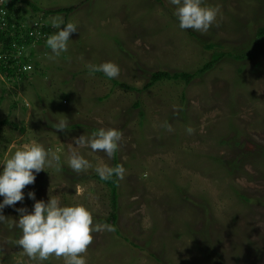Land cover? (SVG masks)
Segmentation results:
<instances>
[{"label":"rangeland","instance_id":"374dc122","mask_svg":"<svg viewBox=\"0 0 264 264\" xmlns=\"http://www.w3.org/2000/svg\"><path fill=\"white\" fill-rule=\"evenodd\" d=\"M202 3L221 12L207 33L182 30L170 0L17 1L18 11L41 18L52 34L49 9L68 8L52 17L71 20L77 31L67 52L51 61L46 53L50 66L42 58L33 63L35 83L27 75L25 88L16 85L20 78H0V120L8 121L0 125V161L35 139L60 149L62 165L37 173L23 201L3 208L9 221L18 208L34 210L30 191L47 203L50 188L62 204L83 203L94 223L107 222L109 189L93 175L98 162L111 166L114 158L126 169L116 178L117 231L93 233L87 264H264V37L255 34L264 0ZM106 61L119 66L118 77L86 67ZM156 70L191 76L144 86ZM64 118L69 129L53 128ZM189 125L194 134L185 131ZM100 127L123 133L118 151L86 158L92 150L77 148L74 138ZM73 148L93 167L73 172L65 158ZM20 235L0 223V264H63L30 261L15 244Z\"/></svg>","mask_w":264,"mask_h":264},{"label":"clouds","instance_id":"9594fccd","mask_svg":"<svg viewBox=\"0 0 264 264\" xmlns=\"http://www.w3.org/2000/svg\"><path fill=\"white\" fill-rule=\"evenodd\" d=\"M175 5L174 15L179 21L182 30L192 29L200 33H207L211 26L218 25L217 16L221 14L219 7L206 6L202 0H170ZM51 26L55 28L53 34L46 39V46L52 55L48 58L55 60L61 53L67 52L70 34L77 31V25L69 20L64 22L60 16L52 17ZM90 74L102 72L109 79L116 78L120 74L119 66L106 61L99 65H86ZM27 70V69H26ZM26 74V73H25ZM0 74V78H3ZM5 77V76H4ZM52 126L56 130L69 129L67 118L58 119ZM162 127L172 131V126L164 121ZM185 131L194 134L195 129L189 125ZM123 139V133L114 127H100L91 134H82L74 138L77 148L90 147L92 152H103L111 159L118 151L119 143ZM60 149L53 150L35 139L24 142L11 153L6 154L0 165V223L9 222L10 226L20 229L21 235L15 241L16 246L22 249L23 255L30 261L44 262L52 257L63 260V264H87V251L93 242L94 232L115 231L113 225L107 222H96L91 210L83 203L64 205L55 196L50 195L46 203L44 200H36L35 192L30 191L28 197L35 201L33 211L26 207L17 209L18 218L9 221V217L3 214L6 206H15L24 199V189L33 184L36 174L42 170H62L60 163ZM68 167L75 173L86 172L92 168V164L76 148H73L67 157ZM95 172L102 181H108L113 177L123 180L126 169L121 164L109 166L102 160L95 166ZM77 196L83 194L82 190L75 189Z\"/></svg>","mask_w":264,"mask_h":264},{"label":"trees","instance_id":"16d2710c","mask_svg":"<svg viewBox=\"0 0 264 264\" xmlns=\"http://www.w3.org/2000/svg\"><path fill=\"white\" fill-rule=\"evenodd\" d=\"M17 1L19 0H4V7L6 8V19H7V27L3 30L0 31V42L2 43V47H1V51L2 52H5L7 51V49L9 48V44L10 42L12 41H15L16 43L18 44H21V43H25V44H29L31 42V38L24 35L23 37H18V32L15 30H11V28H9L10 26V23L11 22H15L17 23L18 22H21L23 20H28V19H31L32 17H29V16H24L23 14V10L15 8L14 5L17 3ZM27 3V2H26ZM28 7H29V15H33L32 13H34L35 9L34 7H32V5L30 4V2L27 3ZM68 8H60L58 10H50V12L52 13H56V12H61V11H68L67 10ZM21 10V12H20ZM37 10V9H36ZM45 34L47 33V24L45 23V21H43V26H42ZM255 34L256 36L258 37H264V24L258 26L255 30ZM47 38H44L41 42H44ZM211 46V44H206L204 45L205 48H209ZM219 55H214L213 56V60L217 59ZM235 57H239V55H235ZM211 61L210 62H207V63H204L202 65V67L200 68V70L202 69H205L207 68L209 65H210ZM0 74H3L5 76V78L7 80H10V79H13L15 77L17 78H21L23 76V74H16L15 72V69H2V67L0 66ZM191 76V74L189 73H185V72H179V73H172V74H169L168 72L164 71V70H156V71H153L151 73H149V79L148 81L145 83L144 86H149L151 85L153 82L159 80V79H162V78H172V79H181V80H187L189 79ZM5 123H8V121L6 119H2L0 120V125H3ZM117 165V162L116 160L113 158L112 159V162H111V166H115ZM93 177L97 180V181H100L102 182L103 184H105L108 189H109V204H110V212L107 216V218L105 219L107 221V223L111 224L114 226V220H115V208H116V178L113 177V179L111 180H108V181H102L98 174H94ZM115 228V227H114ZM115 231L116 228H115ZM114 231V232H115ZM116 233V232H115Z\"/></svg>","mask_w":264,"mask_h":264},{"label":"built area","instance_id":"2783aa9c","mask_svg":"<svg viewBox=\"0 0 264 264\" xmlns=\"http://www.w3.org/2000/svg\"><path fill=\"white\" fill-rule=\"evenodd\" d=\"M3 4L4 0H0V31L5 29L8 24L6 19V8ZM42 26V19L36 17L21 22L17 21V23H10L9 28L14 31L16 30L19 38L26 35L32 40L29 44H18L15 41H12L5 52L1 51L2 43L0 42V66L2 69H15L16 74H25L33 69V59L29 55V51L25 53V49L34 48V45L39 44L44 38H46Z\"/></svg>","mask_w":264,"mask_h":264},{"label":"crops","instance_id":"0c3cea01","mask_svg":"<svg viewBox=\"0 0 264 264\" xmlns=\"http://www.w3.org/2000/svg\"><path fill=\"white\" fill-rule=\"evenodd\" d=\"M49 10H52V9H49ZM36 11H39V12H41L40 10H36ZM35 13V12H34ZM48 14H50L49 15V17L51 16V18H52V14L53 15H56V14H62V12H56V13H52V12H49ZM64 16H66V14H64ZM50 18V19H51ZM48 31H49V35H51L52 34V29H50V28H48L47 29ZM30 50V51H29ZM28 51H29V55L32 57V59H33V63H39L40 61V59L42 58V59H45V61H44V63H43V65L44 66H50L51 64H50V61H48V60H46L47 58V52L49 53L50 52V54H48V56H50V55H52V53H51V50L46 46V40L44 41V42H40L39 44H37L34 48H30ZM45 57V58H44ZM34 69V68H33ZM34 72V71H33ZM25 75H27V80H29L30 78H32V80H31V82L32 83H35L36 81H37V77H32V75L33 74H31V73H26V74H23V76H25ZM23 76L19 79V80H16V85H18L20 82H22L23 83V87L25 88L26 87V82L27 81H23ZM52 79V78H51ZM21 83V84H22ZM23 88V89H24ZM24 98V97H23ZM51 134V133H50ZM68 154L66 153L65 154V158H67L68 156H67ZM87 155V157L86 158H90V157H99V156H101V154H99V153H96V152H92V151H90L89 150V154H86ZM100 158V157H99Z\"/></svg>","mask_w":264,"mask_h":264}]
</instances>
